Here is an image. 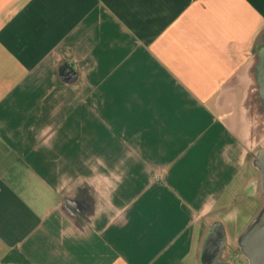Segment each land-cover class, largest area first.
<instances>
[{
  "label": "crops",
  "instance_id": "0c3cea01",
  "mask_svg": "<svg viewBox=\"0 0 264 264\" xmlns=\"http://www.w3.org/2000/svg\"><path fill=\"white\" fill-rule=\"evenodd\" d=\"M263 47L264 0H0V264H201Z\"/></svg>",
  "mask_w": 264,
  "mask_h": 264
},
{
  "label": "water",
  "instance_id": "95a60500",
  "mask_svg": "<svg viewBox=\"0 0 264 264\" xmlns=\"http://www.w3.org/2000/svg\"><path fill=\"white\" fill-rule=\"evenodd\" d=\"M258 103L259 109L264 113V47L260 51V60L257 65ZM254 167L260 171L261 192L263 202L255 215L247 222L237 237L242 254L249 264H264V146H260L253 156ZM254 183V182H253ZM255 184V183H254ZM208 227H210L208 229ZM207 227L200 246L199 261L201 264H234L230 256L226 241L230 245L232 240L228 225L224 219H213ZM221 235V236H220ZM220 236V237H219ZM228 237V238H227ZM229 249V248H228ZM234 252H232L233 256ZM231 255V254H230Z\"/></svg>",
  "mask_w": 264,
  "mask_h": 264
},
{
  "label": "rangeland",
  "instance_id": "374dc122",
  "mask_svg": "<svg viewBox=\"0 0 264 264\" xmlns=\"http://www.w3.org/2000/svg\"><path fill=\"white\" fill-rule=\"evenodd\" d=\"M250 177L248 187L241 188V194L239 196L228 197L229 201L232 200L229 202L230 204L227 203L221 207H217V209L206 211L205 213H202L201 217L203 236L207 231L209 223L213 219L225 220L232 240L227 255L230 256L234 264H249L248 260L240 250V246L237 243V237L247 222L255 215L263 202L260 184L261 175L257 167H255V174ZM232 252H234L233 256Z\"/></svg>",
  "mask_w": 264,
  "mask_h": 264
},
{
  "label": "flooded vegetation",
  "instance_id": "af4514ba",
  "mask_svg": "<svg viewBox=\"0 0 264 264\" xmlns=\"http://www.w3.org/2000/svg\"><path fill=\"white\" fill-rule=\"evenodd\" d=\"M209 228H210V227H208V229H209ZM220 236H221V235H220ZM220 236H219V237H220ZM227 238H228V237H227ZM226 244H227V246H226L227 248L224 250V253H226V252H227V250H228V248H229L228 241H226Z\"/></svg>",
  "mask_w": 264,
  "mask_h": 264
}]
</instances>
